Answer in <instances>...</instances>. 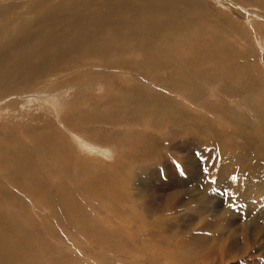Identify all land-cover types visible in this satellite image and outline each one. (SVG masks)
I'll return each instance as SVG.
<instances>
[{
    "label": "bare ground",
    "instance_id": "bare-ground-1",
    "mask_svg": "<svg viewBox=\"0 0 264 264\" xmlns=\"http://www.w3.org/2000/svg\"><path fill=\"white\" fill-rule=\"evenodd\" d=\"M200 12L205 14L195 20L201 21L202 27L212 23L219 29L222 25L226 26L225 20L231 21L229 17H224L221 10L209 8L204 0H194L193 3H190V0H0V89L5 90H0V99L13 93L12 96H18L17 92L22 91L30 93L26 97L27 100H37V95L31 93L42 94L45 89L57 84L72 85L60 88L57 93H53V98L48 97L46 100L52 102L49 108L46 103H41L42 113L40 112L39 117L42 114H50L63 130L62 133L59 129L55 130L56 127L55 131H48L47 125H44L45 128H39V131L28 139L25 134L13 129L14 125L17 126L15 123H8L12 118L5 119L4 128L0 126V264H43L41 260L49 261L51 253H58L63 248L57 237L44 236L37 230L32 222V218H35L30 216L28 207L36 199L47 202L51 207L47 217L56 218L58 224L65 221L67 226L76 228L79 219L73 214L81 210L82 204L81 200L77 201L72 190L74 185H77L87 202L92 205L100 203L111 213L114 212L115 216H120L126 223L135 226L139 236H135L134 242L136 244L138 241L141 250L134 247V242L131 243L126 236L123 247L132 249L144 261L148 259L151 264H216L213 260L215 247H211L210 256L203 253L209 235L214 237L213 233H210V223L204 219L208 213L205 200H201L195 208V215L183 212L179 214L180 206L189 208L194 200L193 196L186 195L187 192L182 187L172 192L174 199L170 200L171 191L164 197L156 195L160 190L168 189H158L162 184L154 182V193L151 192V186H147L149 198L141 204L131 202L129 191L127 193L118 189L124 182L129 181L124 179L125 175L132 176L133 180H143L152 174L151 179L154 180L160 178L161 174L168 178L170 170L172 171L169 164L173 161L169 156H163L162 150L167 152L166 149H169L170 154L175 153V160L181 158L178 155V151H181L180 143L176 142L177 138H182L177 131L179 127L183 128V131L201 133L208 152L216 156L215 160H211L220 166L221 170L213 171L214 175L220 172L217 179L222 172L224 182L225 179L232 184L251 181L253 186H261V192L251 191L247 194L245 188L239 187L234 194L241 199L253 198L252 204L241 211L254 209L264 212V111L260 112L261 115L255 113V109L261 110L262 106L257 103L260 98L257 66L253 62L254 58L248 56L250 59H246L232 51L229 52L226 37L221 34L215 35L213 42L212 39L209 41L205 36L196 33L197 31L178 39L171 37L173 24L185 23L189 18H196ZM128 24L131 30L127 31ZM233 27H236L235 23ZM129 39L133 41L132 49L129 48ZM35 68L37 73L33 72ZM38 68L47 72L43 74ZM156 71L162 73L156 75ZM248 71L252 74L245 78L244 75ZM119 79L133 84L126 88L121 85L123 83H120ZM192 79L196 81L193 88L199 93L194 90L188 92ZM108 80L112 83L108 85L110 94L107 99L100 104L96 103L97 105L87 103L86 108L73 106L75 111L61 115L72 102V93L67 92V89L84 90L99 83L107 85ZM207 80L208 88L213 89L207 93L216 95L215 99L219 98L223 103L210 109L199 106L200 110L216 113L232 130L226 128L216 131L211 118L205 114L200 116V113H197L196 116L187 109L185 111L175 108L181 101L171 97V93H175L178 99L182 97L180 94L186 96L182 97L183 100L187 97L195 99L202 94L206 96L202 85ZM24 85L36 86L37 91L24 89ZM39 85H42V88H39ZM150 86L157 88L156 91ZM150 89L153 92L148 91ZM162 90L165 92L159 93ZM166 90L172 92L167 93ZM244 93L249 95L244 106L252 120L243 116L241 110L235 107L239 103V100L235 102L236 98H240ZM75 96L77 105L86 102V96L80 95L79 92ZM185 100L187 102V99ZM24 101L20 102L19 107L25 104ZM17 104V101H12L0 106L7 111L9 107L14 109ZM146 104L156 108L153 112L156 114L155 121L150 123L153 130L150 132L139 128L134 129L131 134H136V137L142 135L138 148L152 145L151 151L155 152L156 159L159 157L158 167L149 170L150 172L142 160L136 161L143 163L136 170L132 156H121V144L127 138V129L130 126L120 130L115 128L111 136H98V131L103 125L134 116L136 114L132 113L133 109L139 107L140 112H143ZM240 105L243 106L242 103ZM166 106L173 109L172 112L170 110L164 114L162 109ZM120 108H123V114L121 117H115ZM34 120L37 122L38 119ZM258 122L260 123L257 124ZM66 125L73 133L64 128ZM164 129L171 138L164 140L155 132ZM235 129L237 131L234 136L236 140H242V144L233 142ZM58 131L62 134L61 138L57 137L60 136ZM13 133L17 135L15 141L10 137ZM192 138L195 142L196 137ZM197 138L196 141L200 143V138ZM33 145L36 147H31ZM107 146L109 148H105ZM98 147L102 148L98 150ZM70 148L85 152L83 159L86 160H79L80 156L77 154L72 155ZM104 150L115 152L109 161L115 160L118 163L122 159L124 164L120 169L125 168L127 172L119 176L113 171L111 164L91 160L96 156L95 152L104 155ZM238 150L244 155H236ZM71 151L74 152L73 149ZM251 151L260 152L263 159H257L259 157L256 158ZM64 161L73 165L70 173L65 170L66 167L63 168ZM82 162L85 166L81 165ZM175 165L178 167L176 163ZM3 172L10 176V181L2 176ZM173 186L176 188V185ZM203 186L206 188L205 183ZM156 197L158 200L153 201ZM123 200L124 203H121ZM259 202L262 206L257 207ZM173 209L180 212L173 216ZM94 210L100 213L98 209ZM107 218L110 221L109 215ZM38 219L44 222L45 215H38ZM234 224L233 218L228 217L223 226L235 228ZM46 227L50 228L48 222ZM178 228H181L180 232L176 231ZM31 230L40 236L32 240ZM103 230V237L108 243L118 242L122 245L113 228L103 227ZM215 232H218L217 228ZM147 236L150 237L149 241ZM100 237L103 238L101 235ZM151 239L154 244L150 243ZM149 250H152L153 255L146 254ZM234 251L232 247L222 255L227 259ZM23 255L27 256V262ZM198 255L203 256V259H196ZM94 256L100 262L97 257L99 255L94 253Z\"/></svg>",
    "mask_w": 264,
    "mask_h": 264
},
{
    "label": "rangeland",
    "instance_id": "rangeland-1",
    "mask_svg": "<svg viewBox=\"0 0 264 264\" xmlns=\"http://www.w3.org/2000/svg\"><path fill=\"white\" fill-rule=\"evenodd\" d=\"M125 1H128V0H125ZM193 1L194 0H190V3H193ZM204 2L206 3V5H208L209 8L219 9L221 10L222 13L224 12L225 13V14L223 13L224 17L225 18L226 16L229 17L231 21L225 20L226 26L222 25V27H220L219 29L217 28V26L213 25L212 23H211L212 25L208 23L206 24L207 26L202 27L203 24H200L201 21L195 20L205 14V12H200L198 13L196 18H193V17L189 18L185 23L178 24V25L173 24V31H172L171 37L178 39L185 34H194V32L197 31L196 33L205 36L207 40L209 41L212 39L211 41L213 42V39L215 38L214 36L221 34L223 37H226L225 38L226 43L229 44L228 45L229 52L232 51L235 54H238L239 56H242L246 59L249 58L248 56H250V58H254L255 60L253 59V62L255 63V66H257L256 67L257 74L256 73L255 74L257 75V79L260 84L258 85V88L260 90V98H258L257 103L262 104V106H260L261 110L255 109V113L257 114H259L260 112L262 113V111H264L263 110L264 109V0H216V1L204 0ZM125 4L129 5V3H125ZM130 8L131 6L128 7L127 10H129ZM234 23L236 25L235 28L233 27ZM126 28H127V31L131 30L130 24L126 25ZM199 28L200 29L202 28V29L200 30ZM85 34H89V33L85 32ZM241 36L246 37V38L243 39ZM129 45H130L129 48L132 49V45H133L132 39H129ZM152 47L154 48V46ZM125 51L129 53L131 52V50H125ZM77 64H74V66ZM36 69L37 68H35L33 72L37 73L38 71H36ZM38 69H40L39 72L43 74L47 72L46 70L42 68H38ZM65 73L66 72H63V74ZM159 73H162V72L161 71L155 72L156 75H158ZM249 73L250 72L248 71L244 75V77L245 78L250 77L252 73L250 74ZM121 76H123V74H121ZM244 77L242 81L245 80ZM119 80H120V83H123L121 85L125 86L126 88H129L133 84V82H129V81L125 83L124 79H119ZM110 83H112L111 80H108L107 85H101V83H99V84L91 85L85 88L84 90H79L75 88L67 89V92L71 91L72 93V96L69 95L70 98L72 99V102L69 104L68 109L65 110L66 112H64V110L61 112V115L70 114L69 113L70 111H75L74 110L76 109L74 108L75 106H81L83 108H86L89 103L100 104V102L107 99L110 94L109 87H108ZM240 83L242 84L243 82H240ZM195 84H196L195 79H192L189 84L188 92H190L191 90H194L197 93H199L197 89L193 88ZM59 85L60 84L53 85L52 87L50 86L49 87L50 89L49 88L45 89L42 92V94H39L38 92H36L37 91L36 86L30 87V85L28 86L24 85L23 86L24 89H27V90L30 89L32 90V92L33 91L36 92V94H33V93L31 94L37 95L38 97L37 100L35 99L27 100L26 97H28L30 93L27 94V92H22V91H20L21 93L17 92L18 96H12L14 94L13 93V94H10L12 97H10V95H7L3 97L2 99H0L1 106L2 104L4 105V103L7 104L12 101H15V102L17 101L19 104V105L18 104L15 105L14 109L12 107H9L7 111L4 109H1V106H0V109H1L0 111H2V113L0 114L2 115V118L0 119V124H1L0 126L4 128V125H6L5 119L12 118L13 121L8 120V123L10 122L15 123L17 126L14 125L13 129L16 132L20 131L19 133L25 134L26 137L28 136V139L33 135V133L39 131V128L40 129H42L43 127L45 128L44 125H47L46 129H48V131L49 130L52 131L56 127L55 130L59 129V131L62 133L63 130L59 127L57 123L54 122L50 114H45V115L42 114L39 117L40 112L42 113L41 111L42 102H44V104L46 103L47 107L49 108V105H51L52 102L46 100L48 97L49 99L53 98V93H57V91L62 87L72 86L71 84L63 85V86H59ZM202 86L203 88H205L204 89L205 95L207 91L213 90L212 88H208L209 87L208 80L205 81ZM8 87H4V88H8ZM39 88H42V85H39ZM150 88L154 91H156L155 89H157L151 86ZM215 88H218V87L215 86ZM151 89L148 91L153 92ZM0 90L5 91L4 89H0ZM157 91H159V89ZM167 91L168 90H166V92ZM170 91L172 92V90H169L168 92L171 93ZM77 92H79V94L84 97L86 96V102L80 101V103L82 102L81 103L82 105H79V104L77 105L78 100L75 96ZM163 92L165 91L162 90L159 93H163ZM170 95L171 97L174 96L175 100L181 101V102H178L175 108L178 107L180 109H184L185 111L189 110V112L191 111L190 113L193 115L200 113L199 115L202 116L201 114H205V116H208L211 118V121L214 124L213 127L216 131H220L221 129L225 130L226 128L228 130L229 129L232 130L231 127L227 126L226 124L227 122H224V119L221 117H218L216 113L210 112V111L206 112L204 111L203 108H202L203 110H200L199 106H204L210 109V108H214L219 103H223V100L219 101L220 100L219 98H217V100L215 99L216 95L213 96L210 93L209 94L207 93L206 96L202 94L200 96H196L195 99H188L187 97L185 98L187 99V102H185L186 101L185 99L184 100L182 99V97H186V96H183L182 94H180L182 97H180L179 99L176 98L175 93H171ZM248 97L249 95L244 93L243 96H241L240 98H236V101H235L237 102L239 100L238 101L239 103L236 104L235 107L241 110V113L245 117L249 115L247 108L244 106L245 105L244 103L247 102ZM22 101H24L25 104L22 107H19L20 102ZM240 103H242L243 106L241 105L239 106ZM139 108L133 109L132 113L136 115L129 116L126 119H120L119 121H114L110 125H103L102 129H100L99 131L97 130V131H98V136L102 138L104 135L111 136L112 130H114L115 128H118L120 130L124 127L130 126V128L127 129L128 130L127 138L124 140V143L121 144V149H122L121 156L122 157H124V155L132 156L134 158L132 161L135 162L134 168L136 170H138L139 165L143 164L142 162H136V161L142 160L144 164L147 166L148 171H149V170H154L158 167L159 157L156 159L155 152L151 151L153 150L152 145H148L147 147L142 146L138 148L142 135L140 137H136V134L132 135L131 133H133L134 129L139 130V128L146 129L151 132L153 130V126L150 123L155 121L156 114L153 112L156 111V108L154 106L147 105L144 110L142 109L143 112H140L141 110H139ZM51 109H53V107H51ZM122 110L123 108H120V111L116 112L115 117H117V115L121 117V114H123V112H121ZM170 110L171 108L169 106L168 107L166 106V108L164 107V109H162L164 114L166 112L169 113ZM34 119H38L40 121L36 120L37 122H35ZM249 119L252 120L250 117ZM1 120H4V121H1ZM259 123L260 122H258L257 124ZM64 128H66V130L69 133L71 132L73 133L72 129L69 126L66 125ZM81 128H84V127H81ZM179 129L177 131L180 133L182 138L181 139L177 138L178 140H176V142H178V144L180 143L179 147L181 151H178L179 152L178 155L181 156V158H178L177 160H175L174 158L175 153L170 154L171 150L169 149H166L167 152L162 150L163 156L164 155L169 156V158L173 161V163L169 164L170 166H172V171L170 170L171 173L169 174L168 178H165V176L161 174L160 178H156V180H154V179H151L153 176V174L151 173L152 174L150 175L151 177L145 178L143 180H140V179L133 180L132 176L125 175L124 179L125 180L129 179V181L124 182V184L118 187V189L124 190L127 193L129 191L130 193L128 194H129V197L131 198V202L135 204H141L145 199L149 198L148 192L146 191L147 186H151V189H152L151 192L153 191L152 193H154V184H153L154 182L156 183L160 182L162 184V187H159L158 189H162V188L168 189V191L167 190L163 191L162 189L160 190V192H157L156 195L158 196L160 195L159 197H164L166 194L169 195L171 191L170 194L172 195V197L170 198V200L174 199V194L172 192H176V189H179V187H182L183 190H186L187 192L186 195L188 194L189 196H193L194 198L193 204L191 203L189 208H186V209L181 208L180 206L179 208V210H181V212L179 211L180 213L175 212V210L173 209L174 211L173 216L177 215L178 213L181 214L182 212L195 215L194 214L196 213L195 208L199 206L200 201L205 200L206 202V203L204 202V204L206 205L205 208L208 209V213L205 214L204 219L205 221L208 220V222L210 223L209 224L210 233L212 232L214 237L212 235H209L210 238L208 242H206L207 247L204 249V252H203L205 255L207 256L211 255V247L213 246L215 247V254L213 255V260L216 261V264H264V247H263L264 245V212L262 213L254 209L253 210L250 209L249 211H246V212L241 211L244 207L250 205V203L252 204L253 198L252 199H249V198L241 199L240 197L234 194V191L238 190L239 187L245 188V191L247 194L250 193L251 191L261 192L262 187L259 185L253 186L252 185L253 182L251 181L247 183H245L244 181H241V182H236L232 184L228 182L227 179H225L226 182H224V178L221 177L222 172H221L220 178L217 179V174H220V172L218 173L216 172V175H214L215 173L213 171L221 170L220 166L211 160V159L215 160L216 156H213L211 153L208 152L209 150L207 148V144L204 138L202 137L201 133L200 132L195 133L190 130L183 131L182 130L183 128L181 129V127H179ZM59 131H58V135L60 136H57V137L61 138L62 134L59 133ZM236 131L237 130L235 129L232 135L233 142L242 144V140H238V139L236 140L234 136L236 134ZM155 132L161 138L163 137L164 140L171 138V136L165 129L158 130V131L155 130ZM129 134H130V137H129ZM16 136L17 135L13 133V135H11L10 137H12L15 141L17 140L15 139ZM192 137H196V140L198 139L197 137H199L200 143H198V141L196 140L194 142ZM31 147L35 148L36 146L33 145ZM101 148L102 147H98L97 149L99 150ZM105 148H109V147L107 146ZM72 149L74 150V152L71 151ZM69 150L72 153V155L73 153H74V156L75 154L79 155L80 156L79 160H86V159H83L85 158L84 157L85 152H82V151L77 152L74 148H70ZM84 151L86 150L84 149ZM251 152L256 158L259 157L257 159H263L261 158V156L263 155L260 152H255V151H251ZM95 153H96V156H93L94 158L91 160H94L97 163L103 162L109 165L111 164L113 167V171H115L117 175L119 176L122 175L124 172H127L125 168L120 169V166L124 164L123 162H121L122 161L121 156L119 157V159L121 160H119L118 163L115 160L109 161L111 157L113 158V156L115 155V152L112 153V151L110 150L108 151L104 150L103 151L104 155H102L99 152H95ZM239 154L242 156L244 155L242 151L238 150V153L236 155H239ZM216 155H217V152H216ZM166 158L167 157H165V159ZM184 158L189 163L186 162ZM83 162L81 165L85 166V163ZM175 163L177 164L178 167H176ZM62 165H63V168L66 167L65 170L67 169L69 173L73 170V165L66 161H64ZM205 169L207 171H205ZM2 176L9 181L11 180L10 176H8L5 172L2 173ZM180 182L182 184H179ZM51 183H52V180H50V184ZM202 183L203 184L205 183L206 188H204ZM173 185H176V188H174ZM169 186H171V189H169ZM140 187H142V191H140ZM72 190L74 191L77 201L81 200L80 204H82L80 205L81 210L77 211L76 214H73L75 218L79 219V222L76 228L67 226L68 223H65V221H61L60 224H58L56 222L58 220H56V218L54 217L51 218L50 216H48L49 217L48 218L47 214H50L51 207L49 203L47 202L43 203L40 201V199H36L35 201H32L33 204L30 207H28V210L31 213L30 216L36 219L35 220L32 218V222L34 223V226H36L37 230L40 231L41 234H43L44 236L57 237L58 242H61V244L63 245V248L58 253L57 251L51 253L49 261L47 259H45V261L41 260L43 264H151V262L148 261V259L147 261H144V259L140 255L136 254L132 249L128 250L127 247H123L124 236H126V238L130 242L131 241L134 242V240L136 239L135 237L136 235L139 236L138 230L136 233L135 226H133L132 224L130 225L126 223L125 220L121 218L120 216H115L114 212L111 213L109 209H107L105 206L101 205L100 203H96L92 205L89 202H87V200L83 197L80 189L77 188V185H74V188ZM183 190H182V193H183ZM120 196H126V195L120 194ZM157 200L158 198L156 197L154 198L153 201H157ZM121 203H124V200ZM260 206H262V204L259 202L257 204V207H260ZM94 209H98L100 213H97ZM38 215H45L44 222L39 221ZM108 215L110 217L109 218L110 221L107 218ZM30 216L28 220L30 219ZM228 217L233 218V220L235 221V224H234L235 228L232 226H228V227L223 226V223L225 224L226 218ZM173 219L174 218H172V220ZM46 222H48V226L50 228L46 227ZM103 227L108 228V229L113 228L114 233H117L118 240L120 241L122 245H119L118 242H113L111 244L108 243L103 237V232H104ZM215 228L218 229L217 233L215 232ZM176 231L180 232L181 228L176 229ZM100 235L103 238H101ZM39 236L40 235H36L34 230H31L30 238L32 240ZM147 238L149 241L150 237L147 236ZM150 243L154 244L155 242L153 239H151ZM132 245L138 248L139 250H141V246L138 243V241L136 244L135 242L132 243ZM232 247H234L235 251L232 253L230 257L226 259V257H224V255L222 254L225 252V250L232 249ZM94 253L99 255L97 257L100 260V262L97 261V258L96 256H94ZM55 254H57L56 257L52 258ZM146 254L148 256L153 255L152 250L147 251ZM23 256L26 261L27 256L25 255ZM201 257L203 256L198 255L196 259L198 260L203 259ZM223 258L226 259V261ZM27 264L29 263L27 262Z\"/></svg>",
    "mask_w": 264,
    "mask_h": 264
},
{
    "label": "snow or ice",
    "instance_id": "snow-or-ice-1",
    "mask_svg": "<svg viewBox=\"0 0 264 264\" xmlns=\"http://www.w3.org/2000/svg\"><path fill=\"white\" fill-rule=\"evenodd\" d=\"M205 171H207L206 169H205ZM234 179V178H233Z\"/></svg>",
    "mask_w": 264,
    "mask_h": 264
}]
</instances>
